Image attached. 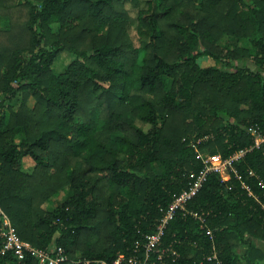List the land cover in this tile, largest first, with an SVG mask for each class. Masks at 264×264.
Listing matches in <instances>:
<instances>
[{
  "label": "trees",
  "instance_id": "1",
  "mask_svg": "<svg viewBox=\"0 0 264 264\" xmlns=\"http://www.w3.org/2000/svg\"><path fill=\"white\" fill-rule=\"evenodd\" d=\"M63 52L73 59L55 73ZM255 124L264 0H0V209L22 242L61 247L63 264H112L136 244L137 264H264ZM240 150V180L210 171L146 252L200 152ZM0 264L39 262L7 252Z\"/></svg>",
  "mask_w": 264,
  "mask_h": 264
},
{
  "label": "built area",
  "instance_id": "2",
  "mask_svg": "<svg viewBox=\"0 0 264 264\" xmlns=\"http://www.w3.org/2000/svg\"><path fill=\"white\" fill-rule=\"evenodd\" d=\"M250 136L252 137V145L251 149H259L262 145H264V131L258 126L253 125L248 130ZM246 150H240L239 152L233 154L228 159L222 160L218 155H203L199 154L201 162L203 164V169H201L198 173H190L189 179L192 181L190 188L188 191L183 192L181 195L176 197L173 203L170 205L167 213L161 219L160 225L157 227V230L146 237V243L144 248L147 251L152 250L155 246L158 245L160 236L162 234V229L164 225L171 219L173 211L176 208H182L184 203L189 200L201 187L202 183L204 182L206 175L212 171L216 172L223 181H228L230 179V173L233 172L235 177L240 180V177L235 173L232 168V163L239 159ZM249 175H252V172H249ZM258 186L261 189H264V182L262 180H258ZM242 187L246 190L248 189L247 186L242 184ZM193 216L198 219L201 223V227L205 228L203 224V219L198 217L196 214ZM207 235H211L209 229H205ZM0 240L2 241V249L0 254H5L7 252L11 253L13 257L17 260H23L28 256L35 257L39 264H63L68 261L66 255L63 252L61 247L53 246L49 250H40L35 247H32L28 243L22 242L16 232L11 225L8 217L2 212L0 209ZM138 252V244L135 245L133 249V255L126 257L124 254H118L116 259L113 261L112 264H120L122 261H127L129 264H137L139 262L135 254ZM213 259L216 258L215 255L212 256ZM209 259V258H208ZM73 264H107L103 260H86V259H79L74 261ZM217 264H220L217 261Z\"/></svg>",
  "mask_w": 264,
  "mask_h": 264
},
{
  "label": "rangeland",
  "instance_id": "3",
  "mask_svg": "<svg viewBox=\"0 0 264 264\" xmlns=\"http://www.w3.org/2000/svg\"><path fill=\"white\" fill-rule=\"evenodd\" d=\"M52 29L55 30L56 26H52ZM72 59H73V57L71 55L67 54V53L63 52V53L59 54V56L54 61L53 66H52L54 72L55 73H59V72H62L63 70H65V68L72 61ZM201 65L203 67L210 66V65H213V61H211L209 59H204V60H202ZM248 66H249L250 69H254V66L251 65V63H248ZM28 103H29V105L31 104V102H28ZM31 164L32 163H31L30 160H25L24 167H27V166H29ZM65 193H66V190H63L60 193H58L57 195H55L52 198V200L48 203V205L54 206L55 204L59 203L63 199ZM253 244L256 247H258V248H262V244H260L258 242H253ZM238 251H241V250L239 249Z\"/></svg>",
  "mask_w": 264,
  "mask_h": 264
}]
</instances>
